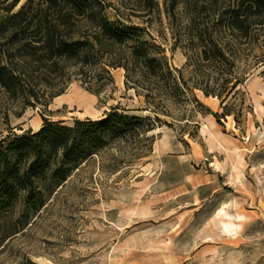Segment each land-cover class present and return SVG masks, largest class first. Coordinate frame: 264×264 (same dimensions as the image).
I'll list each match as a JSON object with an SVG mask.
<instances>
[{"label": "rangeland", "instance_id": "rangeland-1", "mask_svg": "<svg viewBox=\"0 0 264 264\" xmlns=\"http://www.w3.org/2000/svg\"><path fill=\"white\" fill-rule=\"evenodd\" d=\"M104 1L110 17L141 27V38L158 45L157 57L174 71L188 77L194 69L186 64L197 61L212 87L228 90L227 99L222 104L195 89L210 111L191 114L172 105L173 115L182 117L173 128L157 127L146 143L114 142L40 209L18 201L0 216V264H264V43L231 35L230 0ZM16 4L10 12L0 9V28L19 33L16 45L10 34L0 38L2 65L32 75L40 102L0 89V141L37 133L44 118L74 126L115 108L151 115L144 97L126 88L125 69L107 65L111 82L105 60L89 74L76 62L58 63L52 74L28 67L44 58L39 41L46 28L78 41L88 24L71 19L63 25L57 15L46 23L47 5ZM23 9L25 20L14 19ZM217 49L226 59L223 75L198 62L204 51Z\"/></svg>", "mask_w": 264, "mask_h": 264}, {"label": "trees", "instance_id": "trees-1", "mask_svg": "<svg viewBox=\"0 0 264 264\" xmlns=\"http://www.w3.org/2000/svg\"><path fill=\"white\" fill-rule=\"evenodd\" d=\"M16 1L10 5V0H0V9L10 12L17 6ZM38 1L48 7L41 21L50 23L57 15V20L65 25L67 21L76 19L88 24V32L83 40L72 41L66 37L59 38L54 32L57 27L53 29L49 26L44 39L39 41L45 52L43 60L26 65L31 68L44 66L52 74L58 63L76 62L81 63L83 74H89L87 70L105 60L102 69L111 82L113 77L107 65L125 69L126 88L134 89L144 97L145 109L151 115L141 117L115 108L112 112H106L100 120L77 121L74 126L52 123L44 118V125L37 133L1 140L0 216L8 213L22 199L31 204L33 210L44 207L47 196L65 185L74 172L114 142L146 143L150 141L148 135L157 127L167 125L173 128L172 124L181 121L178 118L182 117H175L170 106L188 108L191 114L196 113L198 108L210 111L194 95L195 89L202 91L207 98L221 99L222 104L227 99L224 93L228 90L212 87V78L202 71L200 65L195 67L197 61L190 60L186 64V69H194L188 77L183 69L174 71L166 59L157 57L160 47L141 38L144 31L141 27L127 25L120 18L110 17L104 0ZM230 3L232 10L228 28L231 35L250 45L264 43V0H230ZM28 15L23 9L13 18L22 21ZM3 25L0 38L10 34L9 41L16 45L18 31L8 33ZM5 55V50L0 49V89L12 95L26 94L29 99L34 98L39 103L36 92L38 84L34 77L8 71L2 65ZM224 59L217 49L212 53L204 51L198 62L220 68L219 72L223 75ZM228 115L231 114L225 116ZM161 116L169 119H162ZM216 117L219 118L218 115ZM189 123L186 122V127L190 126Z\"/></svg>", "mask_w": 264, "mask_h": 264}, {"label": "bare ground", "instance_id": "bare-ground-1", "mask_svg": "<svg viewBox=\"0 0 264 264\" xmlns=\"http://www.w3.org/2000/svg\"><path fill=\"white\" fill-rule=\"evenodd\" d=\"M255 135H258V132L257 133H255ZM258 180L260 181V178L258 177Z\"/></svg>", "mask_w": 264, "mask_h": 264}]
</instances>
